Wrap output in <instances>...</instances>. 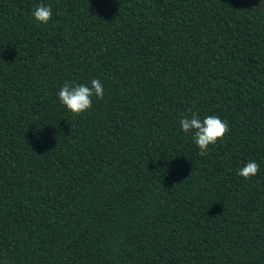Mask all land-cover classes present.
I'll list each match as a JSON object with an SVG mask.
<instances>
[{
    "label": "trees",
    "instance_id": "obj_1",
    "mask_svg": "<svg viewBox=\"0 0 264 264\" xmlns=\"http://www.w3.org/2000/svg\"><path fill=\"white\" fill-rule=\"evenodd\" d=\"M41 2L47 25L30 17ZM91 78L103 99L60 105L65 80ZM188 109L228 122L204 156L179 131ZM4 254L264 264V0H0Z\"/></svg>",
    "mask_w": 264,
    "mask_h": 264
},
{
    "label": "clouds",
    "instance_id": "obj_2",
    "mask_svg": "<svg viewBox=\"0 0 264 264\" xmlns=\"http://www.w3.org/2000/svg\"><path fill=\"white\" fill-rule=\"evenodd\" d=\"M52 16V7L47 3H38L30 9V17L37 25H47ZM104 93L105 89L101 80L91 78L87 82L80 83L65 80L56 95L61 106L72 114L79 115L92 107L94 98L95 100L103 99ZM41 131L42 129H37V138ZM179 131L186 137H190L191 142L199 150V154L204 156L207 154L209 146H214L218 140H222L230 128L227 120H223L215 114H206L201 118L200 112L188 109L179 119ZM258 171L257 161L247 159L236 169V174L247 180L255 176ZM0 264H9L6 254L0 258Z\"/></svg>",
    "mask_w": 264,
    "mask_h": 264
}]
</instances>
